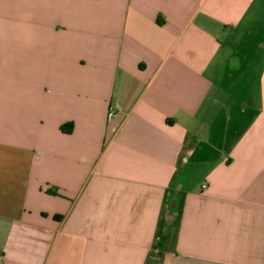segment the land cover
<instances>
[{"label": "crops", "instance_id": "crops-1", "mask_svg": "<svg viewBox=\"0 0 264 264\" xmlns=\"http://www.w3.org/2000/svg\"><path fill=\"white\" fill-rule=\"evenodd\" d=\"M152 261L264 264V0H0V264Z\"/></svg>", "mask_w": 264, "mask_h": 264}, {"label": "built area", "instance_id": "built-area-1", "mask_svg": "<svg viewBox=\"0 0 264 264\" xmlns=\"http://www.w3.org/2000/svg\"><path fill=\"white\" fill-rule=\"evenodd\" d=\"M108 118L110 117V118H113V117H115V115H116V113H118V112H116V109H115V107H113V106H110V108H109V110H108Z\"/></svg>", "mask_w": 264, "mask_h": 264}, {"label": "trees", "instance_id": "trees-1", "mask_svg": "<svg viewBox=\"0 0 264 264\" xmlns=\"http://www.w3.org/2000/svg\"><path fill=\"white\" fill-rule=\"evenodd\" d=\"M68 127H69L70 130H68ZM62 129H63V131L68 130V132H71V130H72V124H70L68 126H63ZM170 212H172V209L171 208H170ZM152 262H153V264L155 263L154 261H152Z\"/></svg>", "mask_w": 264, "mask_h": 264}, {"label": "rangeland", "instance_id": "rangeland-1", "mask_svg": "<svg viewBox=\"0 0 264 264\" xmlns=\"http://www.w3.org/2000/svg\"><path fill=\"white\" fill-rule=\"evenodd\" d=\"M164 222H165V220H164ZM165 225H167L166 222L164 223V227H165Z\"/></svg>", "mask_w": 264, "mask_h": 264}, {"label": "water", "instance_id": "water-1", "mask_svg": "<svg viewBox=\"0 0 264 264\" xmlns=\"http://www.w3.org/2000/svg\"><path fill=\"white\" fill-rule=\"evenodd\" d=\"M174 206V205H173Z\"/></svg>", "mask_w": 264, "mask_h": 264}]
</instances>
